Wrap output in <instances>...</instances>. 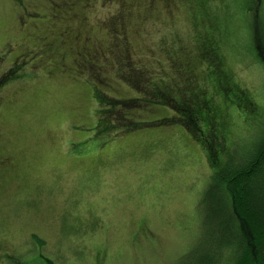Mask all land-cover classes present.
<instances>
[{"label":"rangeland","instance_id":"1","mask_svg":"<svg viewBox=\"0 0 264 264\" xmlns=\"http://www.w3.org/2000/svg\"><path fill=\"white\" fill-rule=\"evenodd\" d=\"M44 1L50 0H27L31 13L24 10L21 16L14 0H0V78L11 69L21 73L0 92V264H178L207 254L197 249L205 247L203 233L210 222L204 212L211 202L206 198L220 166L209 167L204 150L187 137L181 122L157 125L164 127L159 132L150 127L171 112L134 102L142 88L123 74L141 68L153 73L149 87L161 81L176 94L193 93L186 77L171 76L161 49L175 38L196 51L183 5L172 15L134 11L124 32L120 27L115 35H128L131 59L123 64L106 57L103 73L70 81L50 65L63 63L62 45L60 55L50 51L51 60L30 61L20 69L40 46L36 38L47 36L42 29L35 33L49 24L46 17L34 18V12H49ZM118 11L103 0L82 10L89 29L83 39L109 45L113 38L104 24ZM255 35L253 27L244 28L241 48L250 49V57ZM257 60L238 65L236 77L264 111V65ZM97 89L115 98L111 110L120 109V121L104 117ZM245 114L251 123L253 113ZM131 124L141 127L128 130ZM235 140L236 135L229 138L233 146L223 160L235 154ZM222 248L213 252L215 264L230 251L226 243Z\"/></svg>","mask_w":264,"mask_h":264},{"label":"trees","instance_id":"2","mask_svg":"<svg viewBox=\"0 0 264 264\" xmlns=\"http://www.w3.org/2000/svg\"><path fill=\"white\" fill-rule=\"evenodd\" d=\"M26 1L14 0L17 6L23 9V12L20 11L21 16L25 11L31 13L28 8L30 3ZM103 1L107 4L114 3L119 10L104 24L111 31L113 41L108 45L90 37L86 39H93L89 47L94 49V53L103 63L106 57L123 64L131 59L129 52L132 44L128 35L124 34L119 39H115V35L120 27L122 33L124 32L125 24L131 19L134 11L149 15H155L158 11V14L165 12L172 15L181 4L193 24L192 36L196 51L189 52L187 47L180 44L181 40L175 38L166 40L161 48L173 68L171 76L180 74L191 82V95L186 92L176 94L161 81L154 82L153 86L149 87L148 77L153 73L141 68H137L134 73H123L131 84L137 83L139 88H142L139 90L141 94L135 93L134 102H145L149 107L159 106L158 108L171 112L170 117L149 122L148 124H152L150 127L156 126L154 128L159 132L163 130L162 126L166 125V122H181L187 137L204 150L209 167L220 166V172L216 174L215 181L210 186L211 193L206 196L211 202L205 206L204 212L205 222L208 219L210 222L209 226L205 224L206 231L203 233L202 244L205 247L197 249L207 251V254L198 253L194 258L193 255L191 259L185 258L178 264H215L213 252L223 249L225 243L230 246V251L227 257L218 258L221 264H264V111L259 110L261 103L256 101L254 93L243 86L236 77V67L247 63L248 58L252 61L258 59L257 63L264 65V0H217V3L215 0ZM95 2L96 0H83L80 3L77 0L44 1L42 5L49 12L45 16L37 14L38 11L34 12V18L46 17L49 25L53 24L56 30L55 33L53 30L54 38H38L40 51H44V44L47 43L51 46L45 50V54H51V51L60 55L61 45L62 48L75 45L82 37L80 28L87 25L81 11L94 8ZM30 17L32 15H28V18ZM77 21L85 25L76 27ZM245 27H253L256 32L252 38V49L257 58L253 53L249 56L250 49L241 48L245 42L242 36ZM79 49L74 48L78 52ZM37 52L39 53L36 50L34 54ZM65 56L63 49V57ZM68 59L69 56L65 60L61 57L65 62H54L50 65L61 69L62 78L70 81L83 79V76L87 75L86 70L78 62L72 63L67 61ZM25 66L26 64L20 69ZM183 66L189 67V70H181ZM106 69L105 66L103 72ZM18 70L11 69L0 78V92L19 77L21 73ZM92 73L95 74L93 71ZM214 73L216 77H213ZM48 74L52 76L55 73L51 70ZM126 78L122 79L127 80ZM88 82L92 88L93 84ZM100 93L97 89L95 99L104 107L101 110L104 117L111 116V120L116 117V120L120 121V109L111 110L113 105H116L115 98ZM245 113H253L251 123H248ZM231 118L235 121H230ZM138 127H141V124H131L127 129L138 130ZM233 135H236L235 154L229 159L227 155L223 160L226 150L233 146L229 141Z\"/></svg>","mask_w":264,"mask_h":264},{"label":"flooded vegetation","instance_id":"3","mask_svg":"<svg viewBox=\"0 0 264 264\" xmlns=\"http://www.w3.org/2000/svg\"><path fill=\"white\" fill-rule=\"evenodd\" d=\"M84 11H86V10H84ZM83 18L85 19V22H86L85 24H87V25L85 27L80 28V29H82V32L89 30V29H87L88 28L87 18H85V17H83ZM85 24H78L76 27H79V26H82ZM41 29L44 30V32L47 34L46 37H48L49 39L54 38V33H55L56 29L54 30L53 24H52V26H50L48 24L45 28L41 27L40 29H37V30H40V32H35V33L42 34ZM53 30H54V33H53ZM81 35H82V33H81ZM46 37H44V40ZM38 38H41V35H39L36 38L37 42L40 44ZM87 38H89V37H86L85 39H83V37H80L78 42L75 45L65 47L64 49H65L66 56L63 57V54H62L61 57L64 58V60H65V58H68V56H69V59L72 63L78 62L86 70V72H87L86 74L92 75L93 73L90 71H93V72L96 71L98 73H103V70L105 69V65L103 63V60L101 61L98 58L99 56L96 55V53H94V49L89 47V44L93 39H89L86 41ZM95 40H97V39H95ZM44 45L45 46H44L43 50H46V49H48V47L51 46L50 44H47V43H45ZM75 47L80 48L79 52L74 50ZM37 50L39 51V53L37 52L34 54V52H33L31 55H29V58L23 59L24 64H29L31 61L32 65H36L34 63H45V60L52 58V56H49V55L47 56L44 51H40L41 50L40 46L38 47ZM64 60H62V62H65ZM47 64H49V63H47ZM50 72L51 71H48V73H50ZM4 75L5 74H3L2 76H4ZM5 162H6L5 160L2 161V163H1L2 166Z\"/></svg>","mask_w":264,"mask_h":264}]
</instances>
